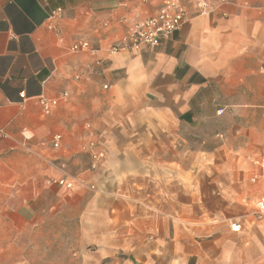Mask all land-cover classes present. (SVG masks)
Masks as SVG:
<instances>
[{
  "label": "crops",
  "instance_id": "1",
  "mask_svg": "<svg viewBox=\"0 0 264 264\" xmlns=\"http://www.w3.org/2000/svg\"><path fill=\"white\" fill-rule=\"evenodd\" d=\"M206 1L114 52L163 0H0V264H264V0Z\"/></svg>",
  "mask_w": 264,
  "mask_h": 264
},
{
  "label": "built area",
  "instance_id": "2",
  "mask_svg": "<svg viewBox=\"0 0 264 264\" xmlns=\"http://www.w3.org/2000/svg\"><path fill=\"white\" fill-rule=\"evenodd\" d=\"M207 5L206 0H197V7L199 9L198 13H206ZM184 21L185 7L181 0H163L161 6L154 14L134 22L128 33L111 45V50L114 52L130 51L143 47L157 46L173 31L179 29ZM87 48L88 43L86 41H80L71 46L72 50H83ZM259 71L264 75V62L260 64ZM104 87L106 86L104 85ZM66 95V92L62 94L63 97ZM39 102L42 105L43 111L49 113L52 107L57 104L58 100L56 98L46 99L42 97L39 98ZM262 110L264 119V103L262 105ZM61 138V134H55L53 136L52 145L54 148L59 147ZM80 148L90 156V170L97 169L106 157L105 150L99 145V142L95 137H90ZM253 162L259 167L261 171L260 173L264 177V156L254 159ZM54 182L65 189H71L76 182V179L75 177L62 175L55 178ZM86 187L91 190L95 189V186L92 184H89ZM253 208L254 217L259 219L264 218V195L255 201ZM232 228L237 229L238 226L234 223L232 224Z\"/></svg>",
  "mask_w": 264,
  "mask_h": 264
},
{
  "label": "rangeland",
  "instance_id": "3",
  "mask_svg": "<svg viewBox=\"0 0 264 264\" xmlns=\"http://www.w3.org/2000/svg\"><path fill=\"white\" fill-rule=\"evenodd\" d=\"M106 151V150H105ZM106 155H107V153H106ZM91 190V189H90ZM56 227V226H55ZM57 231L55 230V233H56ZM63 244H65V242H62V241H55L54 242V253H55V264H62V259H64V258H61V257H59V256H56L58 253L60 254V251H61V249L62 248H65V246L63 245ZM70 244H71V249H72V252H71V254H73L71 257H70V264H74V262H75V250L77 249V247H76V242H70Z\"/></svg>",
  "mask_w": 264,
  "mask_h": 264
}]
</instances>
